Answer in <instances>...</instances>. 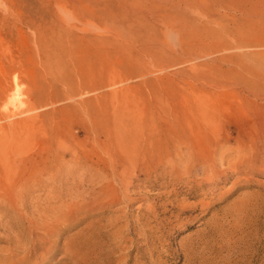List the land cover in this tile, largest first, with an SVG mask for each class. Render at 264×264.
Instances as JSON below:
<instances>
[{
    "label": "rangeland",
    "instance_id": "1",
    "mask_svg": "<svg viewBox=\"0 0 264 264\" xmlns=\"http://www.w3.org/2000/svg\"><path fill=\"white\" fill-rule=\"evenodd\" d=\"M263 87L264 0H0V264H264V144L209 193L187 156L252 158ZM172 198L209 204L158 242L144 204Z\"/></svg>",
    "mask_w": 264,
    "mask_h": 264
},
{
    "label": "bare ground",
    "instance_id": "2",
    "mask_svg": "<svg viewBox=\"0 0 264 264\" xmlns=\"http://www.w3.org/2000/svg\"><path fill=\"white\" fill-rule=\"evenodd\" d=\"M171 4H172V2H171ZM241 65H238L237 67L240 68L241 71L242 70H244V72L247 71L250 77L252 75H254V73H256L253 69L251 70V68L248 67L247 65H244V66H241ZM249 71H251V72H249ZM249 81L247 78V83ZM248 92L250 93V95L252 97H254L255 102H257L258 104L261 105V107L264 111V87L262 90L249 89ZM260 115H262V116L255 117V120H256V122H258V124L261 127L264 128V112L261 113ZM254 140H255L254 143L251 139H248V140L245 139V140H242V142H241L242 146H248V147L252 148V150L250 151V153L252 154V158L245 157V158H247L245 160L244 159L243 160L242 159L241 160H232V161L230 159L228 160V158H227L228 155H226V154L229 152V149L224 151L223 149L225 147V143H221V142H218L215 150H213L212 152H210L207 155H204L203 153H201L197 149H194V148L189 149L187 156L189 157V160H190V157L192 156V159H195L197 161L198 165L201 167V172L198 174L202 175L201 178L202 177L203 178L201 180H203V181L206 180V182H203V184L207 183L205 185V187L207 189L205 187L204 188L206 189V191H208V193L213 192V190L216 188L217 182H226L228 180V178H229L228 174L223 172V169L226 166H229L230 164H234L235 166H237V167L234 166L235 169H233V171H231L232 173L233 172L235 173V172H237V170H239V172L245 171L248 174L252 171L249 169L255 167V166H253V164H254V161L257 160L256 148L260 144H264V135H263V138H254ZM154 154H155L154 155L155 158L153 156H151V165L155 164V162H157V163L160 162L166 156V155H164V156L163 155H157L158 150H155ZM217 154H218V159H219L218 162L220 165H222L219 169L217 166V159H216ZM174 155H175V153H174ZM178 156L180 157L181 160L184 159V155L182 156V154H180ZM247 156H249V154H247ZM179 162H180V160H179ZM190 163H194V162H190ZM225 163H227V164H225ZM224 164L226 166L223 167ZM243 166H245L246 169H241ZM137 170H138V168H137V157L136 156L128 155L123 160H121L120 171H119V180H120V186H121L120 197L121 198L119 201L124 203V207H128L130 205V203L132 201H134V199L130 197V191L131 190L129 187L131 185H133L135 180L137 181V177H138ZM238 174H240V173H238ZM215 177H217L216 180L214 179ZM203 184L200 183V185L198 184V186L200 187ZM154 185H156V184L151 183V189ZM10 189L13 190L14 193L17 192V189L15 186L10 187ZM188 190H190V189H188ZM6 193H7V191L4 190V194H6ZM8 195H12V194L8 193ZM175 196H177V195H175ZM208 204L209 203L204 202L203 199H198V201H194V202H191V201L187 202L185 200V198H182L180 201H176L175 198H172V199H169L163 205H161L164 207L162 212L164 211V212L168 213V215L165 214L166 216L163 217L164 212H163V215L161 216V212H160L161 210H159V207H161V206L159 204H156L155 201H151V203L145 202L144 205L147 206L149 209L151 208V210H150L151 211V220L150 221H153L151 224V233L158 232V234L156 236L151 235V238L153 240H157L158 242H160V241L166 239V235H167V234H165L166 228L171 230L172 228H175V229L176 228H182L183 226H185L187 228L190 227L191 223H189V221L192 222V220L195 219V217H193L192 214L187 213V211L191 210V209L192 210L197 209L198 205H202L204 207V205L207 206ZM172 208L176 211H173ZM57 225H46L45 227L49 229L48 233H53V232H56L57 230H60V227H58ZM115 227H116V230H115V243L114 244H115V247L117 248V250H119L122 248V244H123V239H122L123 229L120 225H116ZM210 229H212V227H210ZM44 233H46V232H44ZM22 240L23 239L20 238L15 243H13L11 245L12 248L13 247H15V248L20 247L21 249H23L25 244L23 243ZM112 246L114 248V245H112ZM181 249L183 250V247H181ZM126 256H124V257L122 256L124 259V262L127 260ZM0 257H4V256H0ZM6 259H9V258H4V260H6ZM18 264H20V261Z\"/></svg>",
    "mask_w": 264,
    "mask_h": 264
}]
</instances>
